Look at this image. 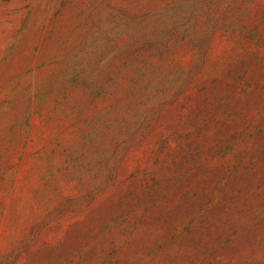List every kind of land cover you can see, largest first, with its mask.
Here are the masks:
<instances>
[{"label": "rangeland", "instance_id": "rangeland-1", "mask_svg": "<svg viewBox=\"0 0 264 264\" xmlns=\"http://www.w3.org/2000/svg\"><path fill=\"white\" fill-rule=\"evenodd\" d=\"M0 264H264V0H0Z\"/></svg>", "mask_w": 264, "mask_h": 264}]
</instances>
